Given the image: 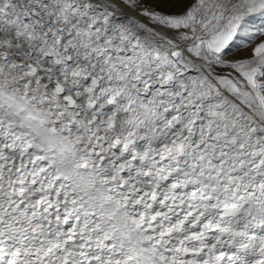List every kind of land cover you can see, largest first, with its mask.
I'll return each mask as SVG.
<instances>
[{
	"label": "snow or ice",
	"instance_id": "obj_1",
	"mask_svg": "<svg viewBox=\"0 0 264 264\" xmlns=\"http://www.w3.org/2000/svg\"><path fill=\"white\" fill-rule=\"evenodd\" d=\"M0 264H264V0H0Z\"/></svg>",
	"mask_w": 264,
	"mask_h": 264
}]
</instances>
